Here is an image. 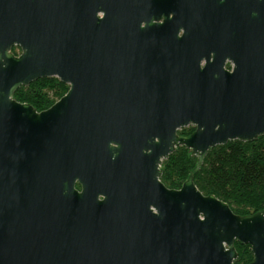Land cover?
I'll use <instances>...</instances> for the list:
<instances>
[{"label": "water", "instance_id": "95a60500", "mask_svg": "<svg viewBox=\"0 0 264 264\" xmlns=\"http://www.w3.org/2000/svg\"><path fill=\"white\" fill-rule=\"evenodd\" d=\"M47 77L68 85L47 109L12 98ZM259 136L264 0H0V264H234V242L264 264V211L193 181L210 148ZM179 146L196 165L169 189Z\"/></svg>", "mask_w": 264, "mask_h": 264}, {"label": "trees", "instance_id": "16d2710c", "mask_svg": "<svg viewBox=\"0 0 264 264\" xmlns=\"http://www.w3.org/2000/svg\"><path fill=\"white\" fill-rule=\"evenodd\" d=\"M68 90V85L55 77L40 78L20 87L14 98L28 103L37 111L50 107ZM193 126L179 134L189 135ZM196 165V157L184 146L177 147L161 164L160 181L169 189H178ZM193 181L204 195H214L226 202L240 216L264 211V136L243 142L228 141L210 148ZM237 257L234 264L252 260L250 246L234 242Z\"/></svg>", "mask_w": 264, "mask_h": 264}, {"label": "flooded vegetation", "instance_id": "af4514ba", "mask_svg": "<svg viewBox=\"0 0 264 264\" xmlns=\"http://www.w3.org/2000/svg\"><path fill=\"white\" fill-rule=\"evenodd\" d=\"M7 51L13 57H18L22 53V49L17 44L11 45ZM224 68L227 71H231L233 69V65H232V63L229 60H226L225 65H224ZM27 86H20V87H27ZM14 93H13V96H12L13 99H15L14 98ZM185 136H187V135H185ZM75 188L77 190H80V185L78 183H76L75 184ZM44 208H45V206H44V198H43V196H41L40 199H35V200L33 198H31L30 204H29V208H28V216H29V219H30V221H31V223H32V225L34 227L38 225V222H41V225L43 226V222H44ZM42 230H43V227H42Z\"/></svg>", "mask_w": 264, "mask_h": 264}, {"label": "rangeland", "instance_id": "374dc122", "mask_svg": "<svg viewBox=\"0 0 264 264\" xmlns=\"http://www.w3.org/2000/svg\"><path fill=\"white\" fill-rule=\"evenodd\" d=\"M180 130H181V129H180ZM180 130H178V134H179V131H180ZM180 135H182V134H180Z\"/></svg>", "mask_w": 264, "mask_h": 264}]
</instances>
